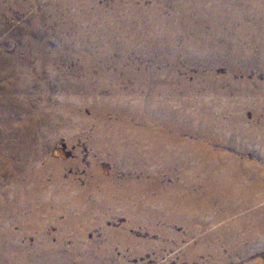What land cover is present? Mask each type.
<instances>
[{
  "label": "rangeland",
  "instance_id": "obj_1",
  "mask_svg": "<svg viewBox=\"0 0 264 264\" xmlns=\"http://www.w3.org/2000/svg\"><path fill=\"white\" fill-rule=\"evenodd\" d=\"M32 1L0 0V57L33 54L25 31L41 23L47 114L61 119L45 137L44 211L12 225L18 240L105 264H264V0ZM1 117L17 150L23 113Z\"/></svg>",
  "mask_w": 264,
  "mask_h": 264
},
{
  "label": "bare ground",
  "instance_id": "obj_2",
  "mask_svg": "<svg viewBox=\"0 0 264 264\" xmlns=\"http://www.w3.org/2000/svg\"><path fill=\"white\" fill-rule=\"evenodd\" d=\"M8 1V0H7ZM11 1V0H10ZM17 1V0H15ZM36 1V0H34ZM32 1V2H34ZM39 1V0H38ZM22 2V1H21ZM37 2V1H36ZM7 3V2H6ZM18 3V2H17ZM39 3V2H38ZM43 3V2H42ZM7 7V5H5ZM21 6V5H20ZM5 7V8H6ZM10 7V6H9ZM3 6L0 5V9ZM15 9V8H14ZM33 9V8H32ZM36 9V8H35ZM11 10V9H10ZM43 10V9H42ZM6 11V10H5ZM3 12V11H2ZM15 12V11H14ZM37 12V11H36ZM40 13V12H39ZM44 13V12H43ZM11 14V11L10 13ZM6 15V14H5ZM37 15V14H36ZM42 15V14H41ZM40 15V16H41ZM6 17V16H5ZM43 17V16H42ZM41 18V17H40ZM39 18V20H40ZM44 18V17H43ZM37 22L29 25L26 29V35L30 36L32 32H36L33 39V54H26L22 59H17L11 54V57H0V117L5 114L6 117L17 107L23 113V121L25 129L21 136L19 148L15 149L12 143V132L8 126L5 131L0 129V164L7 169L8 178L0 184V264H105L101 258L97 257L93 252L80 254V256L71 257L70 254L64 252L62 248H56L54 245L47 244L45 239L35 242L32 246L21 243L18 238L22 237L25 228L13 227L18 222L31 223L33 220L39 219L44 211V191L41 185L44 182V157L46 149V136L49 132L56 131L55 126L59 121L58 112L47 114V106L49 103L46 93V75H45V54L42 42L40 41L41 31L39 27L41 23ZM40 22V21H39ZM201 22V21H200ZM8 23V22H7ZM43 23V22H42ZM15 24V23H14ZM185 24V23H184ZM202 24V23H201ZM183 25V24H182ZM185 26V25H184ZM212 26V25H211ZM43 27V25H42ZM200 27V26H199ZM198 27V28H199ZM188 28V27H187ZM189 29V28H188ZM193 29V28H192ZM189 31V30H188ZM187 32V31H186ZM195 31L194 33H196ZM221 32V31H220ZM256 32V31H255ZM45 33V32H44ZM193 33V32H192ZM217 33V32H216ZM185 34V33H184ZM200 34V33H199ZM238 34V33H237ZM251 34V33H250ZM232 35V34H231ZM25 36V35H24ZM188 36V35H187ZM202 36V35H201ZM221 37V35H219ZM250 36V35H249ZM33 37V36H32ZM199 37V36H198ZM203 37V36H202ZM219 37V38H220ZM232 37V36H231ZM195 38V37H194ZM207 38V37H206ZM16 39V38H15ZM138 39V38H137ZM151 39V38H150ZM192 39V38H191ZM221 39V38H220ZM230 39V38H229ZM134 40V39H133ZM145 40V39H144ZM206 40V39H205ZM219 40V39H218ZM4 41V40H3ZM14 41V40H13ZM47 41V40H46ZM138 41V40H137ZM150 41V40H149ZM170 41V39L168 40ZM192 41V40H191ZM204 41V40H203ZM214 41V40H213ZM216 41V40H215ZM256 41V40H255ZM15 42V41H14ZM188 42V41H187ZM212 42V41H211ZM210 42V43H211ZM217 42V41H216ZM225 42V41H224ZM9 43V42H8ZM22 43V42H21ZM122 43V42H121ZM133 43V42H132ZM168 43V42H167ZM198 43V42H197ZM28 44V43H27ZM153 44V43H152ZM173 44V43H172ZM185 44V43H184ZM199 44V43H198ZM202 44V43H201ZM212 44V43H211ZM216 44V43H215ZM214 44V45H215ZM228 44V43H227ZM203 45V44H202ZM209 45V44H208ZM217 45V44H216ZM215 45V46H216ZM221 45V44H220ZM236 45V44H234ZM4 46V45H3ZM8 46V45H7ZM29 46V45H27ZM200 46V45H199ZM205 46V45H204ZM240 46V45H239ZM238 46V47H239ZM149 47V45H148ZM156 47V46H155ZM160 47V46H159ZM184 47V46H183ZM213 47V46H212ZM218 47V46H217ZM225 47V46H224ZM228 47V46H227ZM28 48V47H27ZM153 48V47H152ZM199 48V47H198ZM203 48V47H202ZM262 48V47H261ZM6 49V48H5ZM10 49V48H9ZM8 49V50H9ZM12 49V48H11ZM23 48L18 49V53ZM25 49V47H24ZM169 49V48H168ZM205 49V48H204ZM211 49V48H209ZM215 49V48H213ZM235 49V47H234ZM238 49V48H237ZM242 49V48H240ZM143 50V49H142ZM159 50V49H158ZM208 50V49H207ZM221 50V49H220ZM223 50V49H222ZM248 50V49H247ZM264 50V49H263ZM3 51V50H2ZM12 51V50H11ZM17 51V50H16ZM125 51V50H124ZM226 51V50H225ZM237 51V50H236ZM14 52V51H13ZM27 52V51H26ZM185 52V51H183ZM231 52V51H230ZM7 53V52H6ZM5 53V54H6ZM70 53V52H69ZM124 53V52H123ZM213 53V52H211ZM217 53V52H216ZM220 53V52H219ZM238 53V52H237ZM252 53V52H250ZM51 54V53H50ZM144 54V53H143ZM178 54V53H177ZM223 54V53H222ZM249 54V52H248ZM17 55V54H16ZM146 55V53H145ZM153 55V53H152ZM195 55V54H194ZM193 55V56H194ZM206 55V54H205ZM211 55V54H210ZM263 55V54H262ZM261 55V56H262ZM47 56V55H46ZM200 56V55H199ZM212 56V55H211ZM210 56V57H211ZM231 56V55H230ZM49 57V56H48ZM47 57V59H48ZM111 57V56H110ZM190 57V56H189ZM221 57V56H220ZM232 57V56H231ZM234 57V56H233ZM228 58V57H227ZM226 58V59H227ZM124 59V58H122ZM196 59V58H195ZM208 59V58H207ZM223 59V58H222ZM225 59V58H224ZM225 59V60H226ZM233 59V58H232ZM243 59V58H241ZM246 59V58H245ZM92 60V59H91ZM161 60V59H160ZM177 60V59H176ZM215 60V59H214ZM235 60V59H234ZM157 61V60H156ZM212 61V59H210ZM95 62V61H94ZM93 62V63H94ZM174 62V61H173ZM264 62V61H263ZM92 63V62H91ZM92 63V64H93ZM219 63V62H218ZM226 63V62H225ZM243 63V62H242ZM251 63V62H250ZM212 64V63H211ZM244 64V63H243ZM50 65V63H49ZM94 65V64H93ZM171 65V64H170ZM207 65V63H206ZM219 65V64H218ZM217 65V66H218ZM245 65V64H244ZM52 66V65H51ZM174 66V65H173ZM215 66V67H217ZM48 67V66H47ZM88 67V66H87ZM92 67V66H89ZM212 67V66H211ZM231 68V67H230ZM247 68V67H246ZM74 69V68H73ZM77 69V68H76ZM75 69V70H76ZM86 69V66H85ZM215 69V68H214ZM78 70V69H77ZM92 70V69H91ZM129 70V69H128ZM233 70V69H232ZM238 70V69H237ZM52 71V70H51ZM146 71V70H145ZM144 71V72H145ZM171 71V70H170ZM213 71V70H212ZM56 72V71H55ZM54 72V73H55ZM75 72V71H74ZM126 72V71H125ZM230 72V71H229ZM49 73V72H48ZM76 73V72H75ZM74 73V74H75ZM89 73V72H88ZM93 73V72H92ZM142 73V72H141ZM151 73V72H150ZM231 73V72H230ZM51 74V73H50ZM73 74V73H72ZM77 74V73H76ZM120 74V73H119ZM130 74V73H129ZM159 74V72H158ZM157 74V75H158ZM212 74V73H211ZM71 75V74H69ZM92 75V74H91ZM97 75V74H96ZM103 75V74H102ZM111 75V74H110ZM137 75V74H135ZM145 75V74H143ZM155 75V74H154ZM165 75V74H164ZM167 75V74H166ZM209 75V74H208ZM214 75V74H213ZM232 75V74H231ZM85 76V75H84ZM139 76V75H138ZM151 76V75H150ZM149 76V77H150ZM67 77V76H66ZM71 77V76H70ZM91 77V76H90ZM98 77V76H96ZM136 77V76H135ZM227 77V76H226ZM230 77V75H229ZM58 78V77H57ZM75 78V76H73ZM175 78V77H174ZM60 79V78H59ZM77 79V78H76ZM74 79V80H76ZM115 79V78H114ZM123 79V78H122ZM152 79V78H151ZM176 79V78H175ZM174 79V80H175ZM56 80V79H55ZM70 80V79H69ZM87 80V79H86ZM110 80V79H109ZM144 80V79H143ZM150 81V79L148 78ZM157 80V79H156ZM162 80H164L162 78ZM209 80V79H208ZM221 80V79H220ZM48 81V80H47ZM68 81V80H67ZM73 81V80H72ZM89 81V80H88ZM158 81V80H157ZM169 81V80H167ZM98 82V81H97ZM221 82V81H220ZM52 83V82H51ZM58 83V82H57ZM65 83V82H64ZM157 83V82H156ZM155 83V84H156ZM161 83V81H160ZM176 83V82H175ZM174 83V84H175ZM218 83V82H217ZM48 84V83H47ZM50 84V83H49ZM54 84V83H53ZM63 84V83H61ZM74 84V83H73ZM89 84V83H88ZM93 84V83H92ZM167 84V83H166ZM169 84V83H168ZM185 84V83H184ZM212 84V83H211ZM51 85V84H50ZM67 85V84H66ZM91 85V84H90ZM162 85V84H161ZM59 86V85H58ZM68 86V85H67ZM77 86V85H76ZM82 86V85H81ZM80 86V87H81ZM102 86V85H101ZM147 86V85H146ZM155 86V85H154ZM51 87V86H50ZM60 87V86H59ZM78 87V86H77ZM97 87V86H96ZM103 87V86H102ZM145 86H143L144 88ZM149 87V86H148ZM177 87V86H176ZM216 87V86H215ZM219 87V86H218ZM52 88V87H51ZM50 88V89H51ZM69 88V87H68ZM139 88V87H138ZM153 88V87H152ZM212 88V87H211ZM60 89V88H59ZM95 89V88H93ZM106 89V88H105ZM111 89V86L110 88ZM121 89V88H120ZM140 89V88H139ZM157 89V88H156ZM218 89V88H217ZM220 89V88H219ZM222 89V88H221ZM56 90V89H54ZM73 90V88H72ZM71 90V91H72ZM77 90V89H76ZM127 90V89H126ZM125 90V91H126ZM187 90V89H186ZM209 90V89H208ZM206 90V92L208 91ZM70 91V90H69ZM84 91V90H83ZM123 91V90H122ZM128 91V90H127ZM135 91V90H134ZM212 91V90H211ZM221 91V90H220ZM85 92V91H84ZM87 92V91H86ZM110 92V91H109ZM116 92V91H115ZM121 92V91H120ZM158 92V91H157ZM174 92V91H173ZM4 93V94H3ZM75 93V92H74ZM82 93V92H80ZM104 93V92H103ZM144 93V92H142ZM160 93V92H159ZM172 93V92H170ZM194 93V92H193ZM55 94V93H54ZM58 94V93H57ZM77 94V93H76ZM79 94V93H78ZM87 94V93H86ZM106 94V93H104ZM152 94V93H151ZM221 94V93H220ZM50 95V94H49ZM65 94H63L64 96ZM69 95V93H68ZM123 93L121 94V96ZM125 95V94H124ZM131 95V94H130ZM141 95V94H140ZM176 95V94H175ZM188 95V94H187ZM219 95V94H218ZM248 95V94H247ZM55 96V95H54ZM89 96V95H88ZM134 96V95H133ZM163 96V94H162ZM177 96H179L177 94ZM201 96V95H200ZM53 97V96H52ZM58 97V96H57ZM76 98V96H74ZM73 97V98H74ZM86 97V96H84ZM101 97V95H100ZM112 97V96H110ZM117 97V96H116ZM115 97V98H116ZM120 97V95H119ZM130 97V96H128ZM137 97V96H136ZM164 97V96H163ZM170 97V96H169ZM181 97V96H179ZM223 97V96H222ZM239 97V96H238ZM63 98V97H62ZM156 98V97H155ZM171 98V97H170ZM176 99V97H173ZM211 98V97H210ZM215 98V95H214ZM224 98V97H223ZM59 99V98H58ZM71 99V98H69ZM93 99V98H92ZM98 99V98H97ZM96 99V100H97ZM103 99V98H101ZM107 99V98H106ZM153 99V98H152ZM187 99V98H186ZM54 100V99H53ZM63 100V99H62ZM108 100V99H107ZM110 100V99H109ZM127 100V99H126ZM166 100V99H165ZM179 100V99H178ZM196 100V99H194ZM192 100V101H194ZM208 100V99H207ZM92 101V100H91ZM117 101V100H115ZM154 101V100H153ZM161 101V100H160ZM219 101V100H218ZM243 101V100H242ZM52 102V101H51ZM56 102V101H55ZM62 102V101H61ZM103 102V101H102ZM140 102V101H139ZM155 102V101H154ZM163 102V101H162ZM211 102V101H210ZM237 102V101H236ZM90 103V102H89ZM96 103V102H95ZM127 103V102H126ZM159 103V102H157ZM196 103V102H195ZM213 104V102H211ZM251 103V102H250ZM58 104V103H57ZM84 104V103H83ZM108 104V103H107ZM154 104V103H153ZM173 104V102H172ZM184 104V103H183ZM191 104V103H190ZM202 104V103H201ZM253 104V103H252ZM106 105V104H105ZM116 105V104H115ZM120 105V104H119ZM158 105V104H157ZM185 105V104H184ZM217 105V104H216ZM256 105V104H255ZM56 106V105H55ZM62 106V105H61ZM60 106V107H61ZM76 106V105H75ZM95 106V105H94ZM161 106V105H159ZM163 106V105H162ZM166 106V105H165ZM168 106V105H167ZM166 106V107H167ZM186 106V105H185ZM210 106V105H208ZM220 106V105H219ZM15 107V108H14ZM67 107V106H66ZM74 107V106H73ZM106 107V106H104ZM109 107V106H108ZM135 107V106H134ZM151 107V106H150ZM171 107V106H170ZM202 107V106H201ZM213 107V106H212ZM211 107V108H212ZM224 107V106H223ZM222 107V108H223ZM240 107V106H239ZM244 107V106H243ZM253 107V106H252ZM64 108V107H63ZM113 108V107H112ZM128 108V107H127ZM178 108V107H177ZM180 108V107H179ZM200 108V107H199ZM204 108V107H203ZM259 108V107H258ZM160 109V108H159ZM157 109V110H159ZM184 109V108H183ZM236 109V108H235ZM238 109V108H237ZM242 108H240L241 110ZM17 110V109H16ZM51 110V109H50ZM77 110V109H76ZM81 110V109H80ZM96 110V109H95ZM134 110V109H133ZM154 110V109H153ZM156 110V109H155ZM172 110V109H171ZM192 110V109H191ZM195 110V109H194ZM193 110V111H194ZM199 110V109H198ZM201 110V108H200ZM204 110V109H203ZM223 110V109H222ZM227 110V109H226ZM118 111V110H117ZM125 111V110H124ZM129 111V110H128ZM151 111V110H150ZM165 111V110H164ZM167 111V109H166ZM206 111V110H205ZM212 111V110H211ZM71 112V111H70ZM104 112V111H103ZM120 112V111H119ZM153 112V111H152ZM160 112V111H159ZM176 112V111H175ZM200 112V111H199ZM14 113V112H13ZM67 113V112H66ZM75 113V112H74ZM133 113V112H132ZM131 113V114H132ZM145 113V112H144ZM149 113V111L147 112ZM180 113V112H179ZM20 114V113H19ZM76 114V113H75ZM117 114V113H116ZM183 114V113H182ZM181 114V115H182ZM219 114V113H218ZM224 114V113H222ZM17 115V114H16ZM120 115V114H119ZM127 115V114H126ZM137 115V114H136ZM157 115V114H156ZM169 115V114H168ZM198 115V113H197ZM200 115V114H199ZM208 115V114H207ZM21 116V115H20ZM63 116V115H62ZM67 117V115H65ZM71 116V115H70ZM132 116V115H131ZM140 116V115H139ZM147 116V115H146ZM154 116V115H153ZM178 116V115H177ZM221 115H219L220 117ZM5 117V118H6ZM65 117V118H66ZM141 117V116H140ZM186 117H188L186 115ZM2 118V117H1ZM0 118V119H1ZM10 118V117H9ZM63 118V117H62ZM70 118V117H69ZM84 118V117H83ZM161 118V117H160ZM172 118V117H171ZM177 118V117H176ZM211 118V117H210ZM218 118V117H217ZM222 118V117H221ZM4 119V118H3ZM13 119V118H12ZM61 119V118H59ZM113 119V117H112ZM127 119V118H126ZM175 119V118H174ZM189 119V118H188ZM207 119V118H205ZM254 119V118H253ZM2 120V119H1ZM0 120V124L4 122ZM78 120V119H77ZM91 120V119H90ZM145 120V119H144ZM143 120V121H144ZM150 120V119H149ZM172 120V119H171ZM183 120V119H182ZM185 120V119H184ZM202 120V119H201ZM7 121V120H6ZM13 121V120H12ZM67 121V120H66ZM76 121V120H75ZM84 121V120H83ZM127 121V120H126ZM142 121V119H141ZM151 121V120H150ZM155 121V120H154ZM167 121V120H166ZM176 121V120H173ZM222 121V119H221ZM70 122V121H69ZM145 123L147 121H144ZM149 122V121H148ZM159 122V121H158ZM157 122V123H158ZM168 122V121H167ZM188 122V121H187ZM11 123V122H10ZM14 123V122H12ZM18 123V122H17ZM22 123V122H21ZM132 123V121H131ZM170 123V122H168ZM166 123V124H168ZM173 123V122H172ZM181 123V122H180ZM236 123V122H235ZM4 124V123H3ZM59 124V123H58ZM156 124V123H155ZM175 124V123H174ZM212 124V123H211ZM228 124V123H227ZM230 124V123H229ZM98 125V124H97ZM134 125V124H133ZM140 125V124H139ZM170 125V124H169ZM10 126V125H9ZM78 126V124L76 125ZM86 126V125H85ZM145 126V125H144ZM156 126V125H155ZM163 126V124H162ZM217 126V125H216ZM11 127V126H10ZM59 127V126H58ZM72 127V126H71ZM80 127V126H79ZM83 127V126H82ZM135 127V126H134ZM148 127V126H147ZM152 127V126H151ZM160 127V126H159ZM165 127V126H164ZM170 127V126H169ZM180 127V126H179ZM210 127V126H209ZM246 127V126H245ZM20 128V127H19ZM60 128V127H59ZM68 128V126H67ZM70 128V126H69ZM74 128V127H72ZM87 128V127H86ZM133 128V127H132ZM139 128V127H138ZM167 128V127H166ZM174 128V127H173ZM177 128V127H176ZM222 128V127H221ZM253 128V127H252ZM79 129V128H78ZM131 129V127H130ZM137 129V128H136ZM146 129V128H145ZM150 129V128H149ZM159 129V128H158ZM157 129V130H158ZM165 130L164 128H162ZM21 130V129H20ZM60 131V129H58ZM85 130V129H84ZM151 130V129H150ZM156 130V129H155ZM167 130V129H166ZM15 131V130H14ZM72 131V130H71ZM138 131V130H137ZM160 131V130H159ZM168 131V130H167ZM58 132V131H57ZM85 132V131H84ZM136 132V131H135ZM140 132V131H139ZM241 132V131H240ZM15 133V132H14ZM54 133V132H53ZM62 133V132H61ZM67 133V132H66ZM69 133V132H68ZM74 133V131H73ZM98 133V132H97ZM114 133V132H113ZM126 133V132H125ZM132 133V132H131ZM144 133V132H143ZM147 133V132H145ZM158 133V132H157ZM164 133V131H163ZM167 133V132H166ZM165 133V134H166ZM169 133V132H168ZM47 134V135H46ZM56 134V133H54ZM93 134V133H92ZM141 134V133H140ZM170 134V133H169ZM202 134V133H201ZM18 135V134H17ZM57 135V134H56ZM61 135V134H60ZM65 135V134H64ZM104 135V134H103ZM102 135V136H103ZM129 135V134H128ZM135 135V134H134ZM145 135V134H144ZM148 135V134H147ZM175 135V134H174ZM203 135V134H202ZM261 135V134H260ZM92 136V135H91ZM137 136V135H136ZM142 136V135H141ZM179 136V135H178ZM46 137V138H45ZM125 137V136H124ZM138 137V136H137ZM135 137V138H137ZM162 137V136H161ZM160 137V138H161ZM176 137V136H175ZM181 137V136H180ZM100 138V136H99ZM104 138V137H103ZM109 138V137H108ZM134 138V139H135ZM159 139V138H158ZM216 139V138H215ZM56 140V139H55ZM100 140V139H99ZM107 140V139H106ZM118 140V139H117ZM152 140V139H151ZM165 140V139H164ZM177 140V139H176ZM179 140V139H178ZM18 141V140H17ZM147 141V140H146ZM145 141V142H146ZM169 141V140H168ZM181 141V140H180ZM191 141V140H190ZM96 143L95 141H93ZM112 142V141H111ZM142 142V141H140ZM148 142V141H147ZM157 142V141H156ZM159 142V141H158ZM165 142V141H164ZM175 142V141H173ZM192 142V141H191ZM89 143V142H88ZM100 143V142H99ZM109 143V142H108ZM116 143V142H115ZM121 143V142H120ZM176 143V142H175ZM179 143V142H178ZM103 144V143H102ZM119 144V143H118ZM136 144V143H135ZM154 144V143H153ZM156 144V143H155ZM154 144V145H155ZM161 144V143H160ZM167 144V143H166ZM171 144V142H170ZM200 144V143H199ZM113 145V144H112ZM116 145V144H115ZM129 145V143H128ZM131 145V144H130ZM142 145V144H140ZM139 145V146H140ZM146 145V144H145ZM144 145V146H145ZM159 145V144H157ZM175 145V144H174ZM181 145V144H180ZM49 146V145H48ZM104 146V145H103ZM109 146V145H108ZM107 146V150H108ZM164 146V145H163ZM168 146V145H167ZM187 146V145H186ZM129 147V146H128ZM127 147V148H128ZM136 147V146H135ZM141 147V146H140ZM195 147V146H194ZM103 148V147H102ZM113 148V147H112ZM116 148V147H115ZM150 148V147H149ZM120 149V148H119ZM151 149V148H150ZM163 149V147H162ZM243 149V148H242ZM115 150V149H114ZM127 150V149H126ZM132 150V149H131ZM158 150V149H157ZM6 151H8L6 153ZM111 151V150H110ZM139 151V150H138ZM118 152V151H117ZM145 152V151H144ZM177 152V151H176ZM127 153V152H124ZM149 153V152H147ZM163 153V152H162ZM175 153V152H174ZM144 154V153H143ZM173 154V153H172ZM153 155V154H152ZM170 155V154H169ZM193 155V154H192ZM103 157V156H102ZM101 157V158H102ZM126 157V156H125ZM191 157V156H190ZM212 157V156H211ZM11 162L7 164L3 159ZM176 158V157H175ZM219 158V157H218ZM46 159V158H45ZM140 159V158H139ZM151 160V159H150ZM172 161V160H171ZM170 161V162H171ZM166 163V162H165ZM230 163V162H229ZM179 165V164H178ZM181 165V164H180ZM146 167V166H145ZM247 167V166H246ZM3 169V168H2ZM128 169V168H127ZM46 170V169H45ZM142 170V169H141ZM152 170V169H151ZM233 170V169H232ZM196 171V170H195ZM208 171V170H207ZM1 172V171H0ZM177 172V171H176ZM253 172V171H252ZM157 173V172H156ZM3 174V173H2ZM19 175L21 178H18ZM237 178V177H236ZM184 179V178H183ZM209 179V178H208ZM4 180V179H3ZM46 180V179H45ZM183 181V180H182ZM260 182V181H259ZM263 184V183H262ZM250 185V184H249ZM256 185V184H255ZM46 186V185H45ZM175 186V184H174ZM173 186V187H174ZM179 187V186H178ZM247 188V187H246ZM47 189V188H46ZM45 189V190H46ZM245 189V188H244ZM214 191V190H213ZM255 191V190H254ZM233 192V191H232ZM46 193V192H45ZM63 193V192H62ZM61 193V194H62ZM229 193V192H228ZM67 194V193H66ZM222 194V193H221ZM63 197V196H62ZM67 198V197H66ZM241 199V198H240ZM245 202V201H244ZM36 206L33 213L29 208ZM46 208V207H45ZM258 213V212H257ZM253 214V213H252ZM258 215V214H257ZM23 226V225H22ZM110 259V258H109ZM114 263V262H113ZM107 263V264H113Z\"/></svg>",
  "mask_w": 264,
  "mask_h": 264
}]
</instances>
